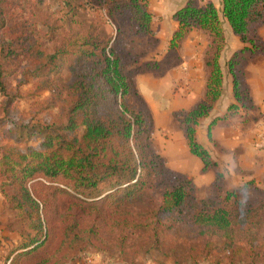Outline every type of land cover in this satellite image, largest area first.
I'll list each match as a JSON object with an SVG mask.
<instances>
[{"label":"trees","instance_id":"obj_1","mask_svg":"<svg viewBox=\"0 0 264 264\" xmlns=\"http://www.w3.org/2000/svg\"><path fill=\"white\" fill-rule=\"evenodd\" d=\"M42 1L0 0V85L6 103L13 98L3 79L18 74L35 93L48 92L46 107L59 108L63 116L34 128L36 148L0 144V194L21 224L20 240L5 260L68 264L90 252L132 263L165 245L175 263L264 264V199L249 197L253 182L227 188L215 170L214 195L198 200L192 179L167 169L150 146L149 111L134 102L139 95L124 61L99 27L80 18L77 5L66 0V12L46 18L43 29L36 15ZM103 3L109 15L128 14L136 31H149L147 0ZM221 15L244 44L241 50L263 51L255 39L264 24V0H221ZM173 19L171 49L193 28L211 38L204 100L177 116L189 151L205 170L216 162L197 141L196 126L221 95L222 23L213 3L202 7L194 0ZM228 68L235 102L227 111H236L244 103L232 60ZM215 122L207 125L209 139Z\"/></svg>","mask_w":264,"mask_h":264},{"label":"rangeland","instance_id":"obj_2","mask_svg":"<svg viewBox=\"0 0 264 264\" xmlns=\"http://www.w3.org/2000/svg\"><path fill=\"white\" fill-rule=\"evenodd\" d=\"M76 4L79 16L87 23H91L103 33L108 45L113 46L115 52L123 59L128 70L129 78L138 97H133L139 107H146L151 119L149 143L152 149L162 158L164 166L183 176L191 178L195 184V195L198 200L208 199L214 195L215 170L223 175L224 185L234 188L248 182H253L256 188H247L251 199H264V176H251L246 169L240 168L239 159L243 156L245 164L255 161V151L264 152V99L258 105L253 104L248 90H256L264 84V24L257 28L255 42L263 47V51L252 55L249 50H241L244 44L234 35L227 22L221 15V0H194L197 6H204L211 2L219 11L224 34V47L220 52L219 66L222 72L221 95L212 105L206 117L199 120L196 126L197 141L209 152L216 167L202 170L203 163L199 157L189 153L184 135V124L178 114L189 110L204 100L205 84H193L190 73L195 70L190 63L182 64L183 57L179 53L181 44L194 41L198 48L200 72L205 73L206 79L209 69L206 60L211 57V38L199 29L193 28L180 42L178 48L169 47L167 31L173 26L174 12L184 6L188 0H147V10L151 13L149 31H136V23L128 14H108L103 0H69ZM66 0H43L38 2L36 15L38 24L45 29L46 18L55 17L66 12ZM232 60L234 72L239 80L241 98L244 106L236 111H227L229 104L235 102L232 96L227 101V89L232 86V75L229 72L228 61ZM68 79L69 73L63 71ZM2 85L12 101L6 103L7 96L1 93L0 85V144H14L18 147H37L38 136L34 128L43 124L62 121L63 116L59 108L46 107L45 99L48 92L35 93L31 83H22L20 75L8 76ZM257 88V89H256ZM143 104H142V101ZM227 112V116L224 117ZM216 122L211 128V138L207 136V125L213 119ZM30 129H33L31 131ZM215 130L213 135L212 130ZM13 131L11 136L9 132ZM32 133L27 138V131ZM19 133L24 138L18 139ZM246 149V150H245ZM262 178L263 181L257 180ZM7 207V206H6ZM11 210V209H10ZM14 213V212H13ZM15 215V213H14ZM20 222L14 219L13 223ZM18 229V232H19ZM20 240V235L19 239ZM15 244V243H14ZM13 244V245H14ZM13 245H9L2 252V260L9 254ZM264 250V241L262 242ZM10 259V258H9ZM68 264H190L188 261L175 259L168 253L166 246L141 253L132 263L121 261L115 256L81 252L74 262ZM199 264H210L201 261Z\"/></svg>","mask_w":264,"mask_h":264},{"label":"crops","instance_id":"obj_3","mask_svg":"<svg viewBox=\"0 0 264 264\" xmlns=\"http://www.w3.org/2000/svg\"><path fill=\"white\" fill-rule=\"evenodd\" d=\"M177 27V22H173V26L169 31H167V37L170 39L173 31ZM188 40H185L180 48H179V53L183 57L180 61V67L182 64L190 63L193 67L196 66L195 70H192L190 73V79L193 82V84H199L201 82H206V74L201 73L200 71V62H199V51H198V46H195V42L191 40V42H187ZM258 88V89H257ZM256 89L258 90L259 93H257L256 90H248L250 98L253 101V104L258 105L261 103L264 99V84L261 83L259 87ZM227 92L229 93V97L227 98V101H231V97L233 96V90L231 84L229 85ZM205 94V92H204ZM217 129H213L212 133L214 135L215 131ZM261 136H264V133L260 134ZM246 150V149H245ZM190 154H192L189 151ZM255 161L250 162L249 164H245L243 156L241 157V160L239 159V166L241 168L246 169L247 172L251 174V176H256L257 174L260 175L261 177L264 176V152L257 153L255 151ZM193 155V154H192ZM241 168V169H242ZM257 180L263 181L262 178ZM13 216L14 213L12 210L7 208L3 202V198L0 194V264H6V260H2L1 255L2 252H4L5 249L8 248L9 245H13L16 243L19 239V232H18V223L14 222L13 225L11 226V229L7 228V223L13 221Z\"/></svg>","mask_w":264,"mask_h":264},{"label":"built area","instance_id":"obj_4","mask_svg":"<svg viewBox=\"0 0 264 264\" xmlns=\"http://www.w3.org/2000/svg\"><path fill=\"white\" fill-rule=\"evenodd\" d=\"M9 261H10V259H8V260L6 261V264H9Z\"/></svg>","mask_w":264,"mask_h":264},{"label":"water","instance_id":"obj_5","mask_svg":"<svg viewBox=\"0 0 264 264\" xmlns=\"http://www.w3.org/2000/svg\"><path fill=\"white\" fill-rule=\"evenodd\" d=\"M207 136H208V132H207Z\"/></svg>","mask_w":264,"mask_h":264}]
</instances>
